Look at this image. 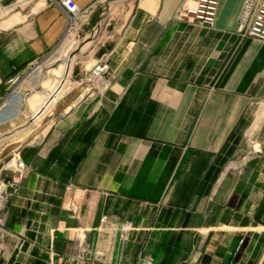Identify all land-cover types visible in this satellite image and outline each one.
Listing matches in <instances>:
<instances>
[{
    "label": "crops",
    "instance_id": "obj_1",
    "mask_svg": "<svg viewBox=\"0 0 264 264\" xmlns=\"http://www.w3.org/2000/svg\"><path fill=\"white\" fill-rule=\"evenodd\" d=\"M61 1L0 0V93L60 41ZM72 1L97 3L90 32L100 0ZM181 1L132 0L91 55L108 89L20 147L0 264H264V43L235 32L243 0H219L213 29L176 19Z\"/></svg>",
    "mask_w": 264,
    "mask_h": 264
},
{
    "label": "rangeland",
    "instance_id": "obj_2",
    "mask_svg": "<svg viewBox=\"0 0 264 264\" xmlns=\"http://www.w3.org/2000/svg\"><path fill=\"white\" fill-rule=\"evenodd\" d=\"M131 1L100 0L95 10L97 24L90 32H86L83 26L80 28L73 27L66 31L56 47L48 53L47 56H51V59L46 63L45 68L43 67V71H40V75L36 80H32L35 75L31 73L29 67L26 69L27 72H23L14 83L7 85L9 86L7 93H12L8 98L4 97L0 103V160L7 158L8 155L12 154V151L22 147L32 137L37 135L43 123L54 115L55 107L70 97L69 95L58 99L67 88L71 72L73 71L72 79L77 80L78 76H76V73L78 68H88L91 65L93 51L121 25L129 11ZM93 32L97 35V38L92 47L78 58L71 57L73 51L82 47L85 41L92 36ZM64 39H67L63 45L66 48L64 50L65 54L61 51V44ZM61 53L65 56L56 59ZM67 61H75V63L71 67L66 66L61 73L62 67L66 65ZM46 80L47 82L42 85ZM51 84L54 88L50 89L47 95H40L39 89L47 88ZM75 92L72 91L71 94L73 95ZM16 94H19V97L14 102L11 96ZM257 107L258 105L254 104L253 109L255 110ZM46 111L47 113L45 114ZM242 148L239 156L243 154V150L246 148L245 144Z\"/></svg>",
    "mask_w": 264,
    "mask_h": 264
},
{
    "label": "built area",
    "instance_id": "obj_3",
    "mask_svg": "<svg viewBox=\"0 0 264 264\" xmlns=\"http://www.w3.org/2000/svg\"><path fill=\"white\" fill-rule=\"evenodd\" d=\"M218 2L219 0H182L176 9L175 18L205 29H213ZM61 6L68 18L66 31H69L73 27L83 26L97 3L79 9L72 0H62ZM235 32L240 40L254 39L264 43V0L242 1L236 17ZM47 55L34 61L28 68L32 71L38 66L45 65L51 59V56ZM72 74L73 71L68 79L66 90L58 99L71 95L72 91H76V99L94 97L104 93L110 85L109 69L103 57L92 59L88 68L79 67L76 73L77 80L72 79ZM19 76L10 78L7 85L14 83ZM8 89L9 86L6 87L4 93H0V103L4 97L8 98L12 93H7ZM27 172L28 166L21 158L20 147L12 151L7 158L0 160V231L4 226L2 213L5 206L9 198L18 191ZM121 230L125 232L127 228L122 227Z\"/></svg>",
    "mask_w": 264,
    "mask_h": 264
},
{
    "label": "bare ground",
    "instance_id": "obj_4",
    "mask_svg": "<svg viewBox=\"0 0 264 264\" xmlns=\"http://www.w3.org/2000/svg\"><path fill=\"white\" fill-rule=\"evenodd\" d=\"M65 40H67V39H64L63 41H65ZM62 41V42H63ZM59 57H57L56 59H58V58H60V54L58 55ZM52 62V61H51ZM48 65V64H47ZM45 66H46V64L45 65H43V66H38V67H36L35 69H33L32 71H31V73L32 74H34L35 75V77L32 79V80H36L37 79V77L40 75V71L42 72L43 71V67L45 68ZM54 87H52L51 89H53ZM64 90V89H63ZM18 92V91H17ZM16 93V92H15ZM20 93V92H19ZM21 94V93H20ZM12 98H13V101L14 102H16L17 101V98L19 97V94H16V95H14V96H11ZM11 98V99H12ZM11 101V100H10ZM6 106V105H5ZM6 107H8V106H6ZM9 108V107H8ZM15 129V128H14ZM18 131V130H17ZM23 131V130H22ZM26 131V130H25ZM14 132V131H13ZM12 134V133H11ZM22 134V133H21ZM19 135V134H18ZM13 137V136H12ZM23 137V136H22ZM11 139V138H10ZM14 139V138H13ZM21 139V138H20ZM24 139V138H23ZM17 141V140H16ZM15 141V142H16ZM20 142V141H19Z\"/></svg>",
    "mask_w": 264,
    "mask_h": 264
}]
</instances>
